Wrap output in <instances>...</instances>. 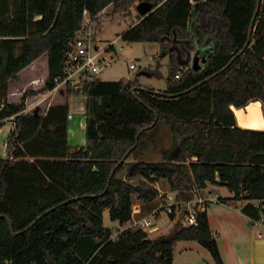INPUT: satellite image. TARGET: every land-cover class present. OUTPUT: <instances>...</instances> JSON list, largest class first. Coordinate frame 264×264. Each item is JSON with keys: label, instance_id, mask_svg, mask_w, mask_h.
Wrapping results in <instances>:
<instances>
[{"label": "trees", "instance_id": "trees-1", "mask_svg": "<svg viewBox=\"0 0 264 264\" xmlns=\"http://www.w3.org/2000/svg\"><path fill=\"white\" fill-rule=\"evenodd\" d=\"M136 2H149L151 11L139 13L122 37L161 44L169 57L166 89L134 90L141 85L138 76L69 82L70 94L85 97L86 143L76 148L69 140V102L27 113V98L36 91L25 90L19 101L9 98L11 81L43 54L48 76L42 90L54 88L85 9L95 15L112 6L113 13L132 15ZM257 3L0 0V131L7 120L13 122L7 156L0 150V264H174L181 240L198 242L216 264H225L207 208L197 210L196 223L179 219L154 237L141 227L120 228L114 235L104 213L108 209L123 225L132 218L134 195L154 203L160 194L155 183L165 178L185 200L194 197L195 188L226 185L234 196L218 200L240 202L252 221L264 218V129L239 125L234 111L260 100L264 112V0L250 44L228 65L248 40ZM196 54L203 59L198 67L193 66ZM154 110L159 118L148 128ZM142 128L138 144L109 183ZM166 138L171 142L164 145ZM5 215L13 230L22 232L14 235Z\"/></svg>", "mask_w": 264, "mask_h": 264}, {"label": "rangeland", "instance_id": "rangeland-1", "mask_svg": "<svg viewBox=\"0 0 264 264\" xmlns=\"http://www.w3.org/2000/svg\"><path fill=\"white\" fill-rule=\"evenodd\" d=\"M140 3H137L133 7L132 15H125L123 13H113L112 6H108L100 13V22L98 23L96 30V38L101 46L114 41L116 49V58L113 62L107 65L99 72L96 77L100 79H121V78H135L138 76L139 82L143 86L154 88L155 90H164L167 87V78L169 74V57L162 52L161 44L158 41H127L124 40L122 34L133 23L138 20V14L140 13ZM123 46V48H121ZM37 61L20 72L15 79L11 81L9 98L11 100L19 101L25 90L36 91L27 98V113H44L46 109L54 104L69 102L71 113L73 118L69 119L70 135L69 140L73 148L85 145L86 143V129H85V97L82 94H70L67 91V86H61L58 90H42L45 85V81L48 76V55L43 54ZM134 63L136 68H131L130 64ZM194 66L196 63L194 62ZM141 73V74H140ZM13 127L12 120H7L6 124L0 131V138L2 145L0 150L4 156L6 151V140L10 129ZM161 128L165 133L171 137V129L161 124ZM167 145L171 142V139L166 138ZM151 156L158 158L159 154L156 151H152ZM140 178H134L133 182H139ZM160 194L154 203L146 204V208H143L145 215L149 216L155 209L159 210L157 223L159 229L149 232L151 237H154L161 233L168 232L174 225V223L183 218L181 213L182 207H188L187 202H181L177 206L176 218L172 219L166 210L162 208L166 203L171 201L182 200L178 198L176 191L172 190L167 179H163L160 182ZM204 189L194 192L195 199L206 197ZM169 195L172 198L169 199ZM177 198V199H176ZM135 204L139 203V197L134 195ZM204 202H207L203 199ZM226 204L240 206V202L233 200H218V202L210 203L208 205V213H210L213 223L220 222L226 215L229 217V212H233ZM192 207L194 204H191ZM141 206V205H140ZM141 208V207H140ZM194 208V207H193ZM142 211V210H141ZM151 218H153L151 216ZM154 219V218H153ZM105 224L112 227L114 235L117 234L121 228L120 224L113 222L110 218L109 210L104 213ZM225 223V222H224ZM221 224L222 221H221ZM220 224V225H221ZM116 225V226H115ZM222 226V225H221ZM215 233L217 230L214 228ZM224 243V241H222ZM225 244V243H224ZM201 245V244H200ZM179 245L177 246V248ZM207 253V257L213 261L210 251L202 246Z\"/></svg>", "mask_w": 264, "mask_h": 264}, {"label": "crops", "instance_id": "crops-1", "mask_svg": "<svg viewBox=\"0 0 264 264\" xmlns=\"http://www.w3.org/2000/svg\"><path fill=\"white\" fill-rule=\"evenodd\" d=\"M137 3L140 2H136V4ZM36 61L37 60H34L24 69L33 65ZM194 62L196 63V66H194ZM202 62L203 59L196 54L193 59V66L198 67ZM234 111L239 125L248 128L264 129V112L260 100L252 101L244 107H234ZM70 118H73V115ZM84 125L86 126V117ZM163 179L165 178H161L155 183L159 192L161 191L160 182ZM204 191H206L204 193L206 197L200 198V200L205 199L208 205L211 202H218V197L220 196H234V192L223 184L209 183ZM138 202L137 205L142 209L138 215H145L143 208H146V204H149L150 202L143 201L140 198ZM224 205L233 211L229 212L228 218L225 215L220 222L213 223L210 213H208V215L211 229L218 240L221 255L225 264H264V224L252 221V219L242 211L241 206L226 203H224ZM221 221L223 224H221ZM113 222H115L116 225L119 224L118 220H113ZM214 228L217 230V233H215ZM157 229H159V224ZM155 230H152L151 232ZM222 241H224L225 244ZM178 245L179 247L177 248ZM202 248V245L194 240L178 241L174 249V264H216L214 258L212 257L213 261L209 259L207 253Z\"/></svg>", "mask_w": 264, "mask_h": 264}, {"label": "built area", "instance_id": "built-area-1", "mask_svg": "<svg viewBox=\"0 0 264 264\" xmlns=\"http://www.w3.org/2000/svg\"><path fill=\"white\" fill-rule=\"evenodd\" d=\"M104 10V9H103ZM102 10V11H103ZM95 15L88 13L87 9L84 10V20L82 27L77 35L68 44V50L66 52V58L60 75L55 77V86L51 91L58 90L61 86L67 85L72 82L73 85H78L85 79H93L101 72L107 65L111 64L116 58V49L114 41L101 46L96 38V30L98 23L100 22V13ZM123 48V46H121ZM131 68H136L134 63L130 64ZM179 77V74H177ZM26 110V109H25ZM72 114H69V118ZM4 156H7V151L4 152ZM195 193L198 191L196 188L193 190ZM172 195H169V199ZM177 199V198H176ZM171 201L166 203L162 208L166 210L168 214L176 213L177 206L181 202H187L188 207H182L181 213L183 218L181 220L185 224H193L197 221V210H204L207 208V202H204L200 198L195 197L189 200ZM191 204H194V208ZM141 208L135 204L132 218L121 225L122 229L141 227L147 231H152L158 228L157 218L159 210L155 209L149 216L138 215L141 212ZM151 216L154 218H151ZM264 224V218L260 221H254ZM261 235V233H260Z\"/></svg>", "mask_w": 264, "mask_h": 264}, {"label": "water", "instance_id": "water-1", "mask_svg": "<svg viewBox=\"0 0 264 264\" xmlns=\"http://www.w3.org/2000/svg\"><path fill=\"white\" fill-rule=\"evenodd\" d=\"M261 2H262V0H258L257 7H256V11H255L254 17H253V19H252V21H251V25H250V29H249L248 40H247L245 46L243 47V49H242L237 55H235V56L233 57V59L228 63V65H230V64L232 63V61H233L238 55H240V54H241V53H242V52L248 47V45L250 44L251 39H252V31H253V28H254V25H255L256 17H257V15H258V13H259V11H260V8H261ZM139 7H140V13H141V14H147L148 12L151 11V4H150L149 2H141L140 5H139ZM140 74H141V73H140ZM210 78H211V77H207L206 79H204V80H202L201 82L197 83L196 85H194L193 87L189 88V89L186 90L185 92H188V91L192 90L193 88L199 86L200 84H202L203 82L209 80ZM136 89L151 90V89H149L147 86H143V85H139V86H137V87L134 88V90H136ZM152 91H153V92H159V91H157V90H152ZM143 102H144V101H143ZM144 103H145V102H144ZM154 112H155V114H156L155 121H154L151 125H149L148 128L152 127V126L157 122V120H158V118H159L158 113H157L155 110H154ZM143 130H145V128H142V129L138 132V134H137V141H136L135 145H134L129 151H127V152L123 155V157L119 160V162H118V164L116 165V167H114L113 170L111 171L110 178H109V183H110V181H111V178H112L113 174H114L115 171H116V168H117L121 163H123V162L125 161V159H126L127 156L129 155V153L131 152V150H132L133 148H135V146L138 144L139 136H140V134L143 132ZM56 207H57V206H53V207L47 209L46 211H44L43 213H41V214H40V215H39V216H38V217H37V218H36V219H35V220H34V221H33V222H32L27 228H25L24 230H26V229L30 228L31 226H33V225H34L39 219H41L43 216H45L46 214H48L49 212H51L52 210H54ZM5 217L7 218V221H8V223H9V226H10L11 230L13 231V234H14V235H17V234H19L20 232H22V231H17V232L14 231V230H13V221H12L11 217L8 216V215H5Z\"/></svg>", "mask_w": 264, "mask_h": 264}]
</instances>
